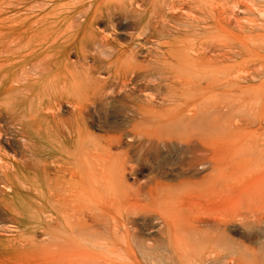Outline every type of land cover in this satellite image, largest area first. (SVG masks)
Returning a JSON list of instances; mask_svg holds the SVG:
<instances>
[{
  "label": "bare ground",
  "instance_id": "1",
  "mask_svg": "<svg viewBox=\"0 0 264 264\" xmlns=\"http://www.w3.org/2000/svg\"><path fill=\"white\" fill-rule=\"evenodd\" d=\"M84 6L66 28L84 27L80 41L63 42L57 60L39 68L25 60L26 52L20 54L17 59L24 63L17 87L0 76V95L14 96L23 107L27 124L21 131L28 146L40 144L38 155L28 153L20 161L0 147V187L22 183L23 190L14 193L35 201L31 203L42 212L37 230L43 246L57 250L64 264H124L119 259L128 257L136 264V255L123 257L136 250L172 264H264V255L253 262L244 259L253 255L235 249L234 236L223 230L220 216L184 212L203 200L223 202V192L229 202L233 194L231 176L224 180L221 174L214 141L182 138L190 126L204 136L210 123L217 132L219 102L215 98L207 109L204 87L223 86L220 69L227 55L218 45L189 39L200 24L186 13L195 0H92ZM119 20H127L121 25L131 39L125 45L96 27H115ZM46 28L39 24L33 34L50 32ZM69 54L78 60L70 62ZM142 54L146 59L140 61ZM101 70L109 76L102 78ZM39 99L44 104L34 107ZM174 132L182 146L171 138ZM26 164L33 171L20 176ZM31 187L40 191L41 206ZM142 197H161L163 205L129 211L131 200ZM114 210H121L120 218ZM30 225H25L29 239L36 235L34 223Z\"/></svg>",
  "mask_w": 264,
  "mask_h": 264
},
{
  "label": "rangeland",
  "instance_id": "2",
  "mask_svg": "<svg viewBox=\"0 0 264 264\" xmlns=\"http://www.w3.org/2000/svg\"><path fill=\"white\" fill-rule=\"evenodd\" d=\"M91 1L0 0L1 79L11 78L12 86L19 85L16 80L17 77L22 76L21 67L24 63L22 59H17L20 54L23 55L26 52L25 60H28L32 67L39 68L49 60H57L56 51L63 42L74 39L76 42L80 41L84 27L78 31L72 27L66 31V28L72 14L77 9H84L86 7L84 5ZM195 2L196 6L193 10L187 8L186 13H191L198 18L200 24L196 27V29L199 28L198 33L189 39H195L208 47L213 44L218 45L219 50L227 55L221 62L220 69L223 86L204 87L207 109L211 108L215 98L219 102L220 116L217 132H213L210 123L206 125L204 136H202V130L190 126L182 138L186 137L185 139L189 138L195 142L199 137H205L207 143L214 141L221 174L224 180L231 176L233 194L229 202L227 195L223 192L222 196L225 197L223 202L203 200L189 205L184 212L189 216L192 214L220 216L223 220V230L234 236L235 249L239 248L252 254L251 257L245 255L244 259L253 262V257L258 259L257 255H264V69H260L264 65V15L260 13L264 11V0H195ZM218 2H221L222 7ZM126 22L127 20L116 21L115 27L100 23L96 27L98 30H105L108 35H114L118 43L125 45L131 40L129 36L122 34L125 30L121 25ZM39 24L50 27V32L46 30L39 35L33 34V30ZM30 48L40 51L37 54H27L26 50ZM86 48L89 49V46ZM204 50L211 54L209 48ZM39 52L42 53L39 55ZM68 59L70 62L78 60L75 54H69ZM139 59L145 60L146 55L142 54ZM88 62L93 64L94 61L90 57ZM258 68L262 72H255ZM55 72L57 71L52 72L51 75ZM100 74L102 78L109 76L108 70H101ZM35 102L34 107L44 104L42 99ZM22 111L23 107L17 103L14 96L0 95V147L8 158L19 161L24 160L28 153L29 156L34 157L40 151L38 146L36 147L38 142H35L36 149L35 151L32 149L33 152L30 149L34 146H28V140L24 138L22 128L27 124V120L22 115ZM14 122L18 123V129L14 126ZM171 135V138L181 145L176 139L178 134L174 132ZM207 166H210L208 160ZM24 168L20 176H24L27 170L33 171L27 164ZM207 172H210V169H206L205 173ZM149 173V170L145 172V174ZM141 178L147 179L146 176ZM128 183L133 184V179L129 177ZM21 185L22 183H17L10 189L0 187V264H64L57 250L46 249L47 247L43 246L42 233L40 228L37 230L41 226V221L38 219H43H41L42 212L39 207L35 209L31 203L35 201L29 202L14 193L17 190H23ZM204 187L209 189L210 185L207 184ZM32 189L37 198L36 203H40L41 206L40 191L35 187ZM5 191L8 192L7 195ZM162 205L161 197L154 199L142 197L140 202L132 199L128 210L133 211L141 207L142 209H159ZM120 213L121 210L113 211V215L117 218H120ZM230 220L233 222L231 223ZM27 222L34 226V230L36 227L35 237L31 233L30 235L31 239L37 240V243L29 239V230L26 231L25 227ZM158 231L156 238L160 239L161 235ZM252 234L257 236L248 238ZM156 250L158 249H155L154 254L157 256L159 252ZM128 255H136V264H172L169 260L158 262L149 259L137 250L126 252L123 257L126 258ZM119 260L124 264H131L129 257Z\"/></svg>",
  "mask_w": 264,
  "mask_h": 264
}]
</instances>
